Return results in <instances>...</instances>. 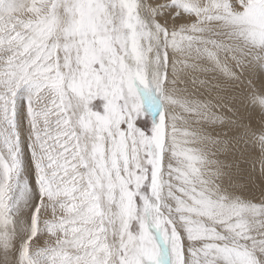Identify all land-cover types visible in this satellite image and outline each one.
Segmentation results:
<instances>
[{
    "label": "snow or ice",
    "instance_id": "6c2138e0",
    "mask_svg": "<svg viewBox=\"0 0 264 264\" xmlns=\"http://www.w3.org/2000/svg\"><path fill=\"white\" fill-rule=\"evenodd\" d=\"M0 264H264V0H0Z\"/></svg>",
    "mask_w": 264,
    "mask_h": 264
},
{
    "label": "rangeland",
    "instance_id": "374dc122",
    "mask_svg": "<svg viewBox=\"0 0 264 264\" xmlns=\"http://www.w3.org/2000/svg\"><path fill=\"white\" fill-rule=\"evenodd\" d=\"M29 2H30V0H29ZM205 94L206 93H204L203 94V92H200V93H197V95L201 98V99H203L204 98V96H205ZM209 98H211V97H209ZM217 133L216 132H213V135H216ZM219 135H221L222 137L224 136V133L223 132H220V133H218ZM229 135H231V134H229ZM230 143H232V144H230ZM241 143V144H240ZM229 147H230V149H231V151H230V156H231V158H233L232 157V154H233V150H238L239 151V154L240 153H242V152H244V150L248 147V145L246 144H244V142H243V140H238V141H236L234 144H233V142L232 141H229ZM233 149V150H232ZM236 160H240V156L238 155V157H236L235 158ZM239 166L242 168H250L251 166L246 162V161H244V160H242V162H241V160H240V163H239ZM249 166V167H248ZM256 177V178H255ZM254 179L256 180V182H259V177L258 176H255L254 175ZM29 183H31V181H29Z\"/></svg>",
    "mask_w": 264,
    "mask_h": 264
},
{
    "label": "bare ground",
    "instance_id": "6f19581e",
    "mask_svg": "<svg viewBox=\"0 0 264 264\" xmlns=\"http://www.w3.org/2000/svg\"><path fill=\"white\" fill-rule=\"evenodd\" d=\"M204 94V93H203ZM206 95V94H205ZM231 141V140H230ZM230 144H232V143H230ZM241 144V143H240ZM246 145V144H245ZM233 150V149H232ZM232 152V151H231ZM238 155H239V151L238 150H233V154H232V157H233V159L234 160H236L235 158L236 157H238ZM241 162H242V160H241ZM249 167V166H248ZM243 168V167H242ZM256 178V177H255Z\"/></svg>",
    "mask_w": 264,
    "mask_h": 264
}]
</instances>
